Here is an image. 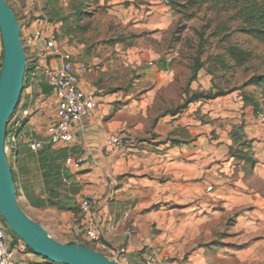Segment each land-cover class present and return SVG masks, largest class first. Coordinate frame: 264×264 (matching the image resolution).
I'll use <instances>...</instances> for the list:
<instances>
[{
  "label": "rangeland",
  "instance_id": "rangeland-1",
  "mask_svg": "<svg viewBox=\"0 0 264 264\" xmlns=\"http://www.w3.org/2000/svg\"><path fill=\"white\" fill-rule=\"evenodd\" d=\"M6 1L14 10L20 27L26 22L33 24L41 20L53 33L61 51L65 49L79 58L87 54L86 62L93 69L90 75L94 81L98 80L97 88L103 98L99 104L111 107L108 121L120 115L130 125L140 120L145 127L143 130L147 129L152 117L138 119L132 114H121L120 111L155 88L144 81L142 69L148 66L147 61L139 62L138 59V52L145 47L139 45L142 37L147 43L149 40L148 32L151 27L148 24V12L143 15L121 12L102 4V0ZM161 4L165 3L161 1ZM167 11L168 15L161 26L165 31L161 41L166 47L165 55L172 59L171 68L176 81L158 90L155 107H159L161 111L175 109L196 92L227 93L217 102L194 103L193 113L188 118L195 120L198 127H214L209 133L210 141L218 142L219 145L229 143L228 149L225 146L226 151L220 155L223 159L218 160L221 165H230V172L221 174L226 180L225 186H228L224 193H228L227 190L238 193L239 188L241 191L245 189L247 193H264V181L258 178L256 172L260 167V160L256 157L257 150L264 144V87L257 88L252 81L264 75V41L235 31V24L224 13L203 8L196 10L192 19H187L171 12L169 7ZM117 41H123V44H116ZM84 51L87 52L83 53ZM197 61L203 63V68L197 80L190 83ZM30 64L31 57H28L27 65ZM244 95L258 99L259 109L253 108ZM25 97L24 90L20 105L8 124L10 135H17L18 147L11 151L9 143L8 148L6 144L9 164L12 165L16 180L19 205L53 239L64 244L77 243L96 249L93 242L91 244L81 237L79 229L68 227L70 222L79 224L84 217L78 194L84 193L83 189L87 184L78 179V172H73L78 167L67 164L68 156L76 154V150L71 145L55 147L49 143L48 136H36L30 130L29 120L37 113L48 116L49 124L53 122L55 112L50 109L49 103L41 112L36 109L34 101L30 103L25 122H21V113L26 105ZM200 102L202 105L197 108V103ZM224 112H228V118H222L227 115ZM211 113L215 116L210 115ZM116 135L123 136L122 133H116L110 139ZM126 136L132 138L123 136V145L128 141L140 144L150 138L141 134L134 136L130 132ZM31 137L43 141L45 148L37 153L32 152L29 148ZM251 159L255 160L254 165ZM119 185L120 183L117 188ZM210 185L216 187L213 182ZM28 205L31 209H28ZM223 207L220 204L216 208L222 214L209 225L203 226L197 238L192 235L191 230H182L181 233L169 230L168 233L178 235L163 260L166 259L169 264H193L192 258L198 249L208 248L213 253L209 259L210 264H226L215 255L216 249L238 250L243 240L247 241L248 247L256 236H264V231L256 234L255 231L241 230L238 226L239 215L226 213ZM0 225L4 227L7 237L13 236L17 240L10 241L12 249L18 241L28 249L1 215ZM226 243L229 244L225 246ZM228 263L243 264L235 258L227 260Z\"/></svg>",
  "mask_w": 264,
  "mask_h": 264
},
{
  "label": "crops",
  "instance_id": "crops-1",
  "mask_svg": "<svg viewBox=\"0 0 264 264\" xmlns=\"http://www.w3.org/2000/svg\"><path fill=\"white\" fill-rule=\"evenodd\" d=\"M102 4L136 15L148 12V24L151 27L149 40L147 43L142 37L139 45L145 47L138 52V59L139 62L147 61L148 66L142 69L144 81L155 88L140 100L125 106L120 113L132 114L138 119H153H149L151 123L146 130H143L145 127L140 120L130 125L120 115L108 121L111 107L99 104L103 98L97 88L98 80L94 81L90 75L93 69L86 62L87 54L80 58L74 57L73 69L80 88L94 97L97 108L92 118L84 121L83 128L70 144L76 150L73 155L82 157L84 161L77 170H73L80 174L78 179L87 184L84 193L78 194L80 203L89 199L92 208L90 214L83 213L79 224L70 222L69 229L93 227L99 241L93 242L96 249L87 247L115 264H139L150 255H157L163 260L178 235L168 233L169 230L180 233L182 230H191L195 238L199 237V230L222 214L216 210L220 204L224 206V212L239 215L238 226L241 230L255 231L256 234L258 231L263 232L264 193H247L240 188L238 193L233 190L224 193L228 186H225L226 180L221 174H228L230 165H221L218 160L223 159L220 155L226 151L225 146L228 149L229 143L219 145L218 142L210 141L209 133L214 127H198L195 120L188 118L193 113L194 103L177 115L166 114L167 109L161 111L155 107L158 90L176 81L171 68L172 59L165 55L166 47L161 41L165 33L161 26L168 15V7L161 4L160 0H102ZM43 30H47V34L35 39L34 35ZM47 36L53 37V33L41 20L39 23L26 22L21 25V39L27 57H31L25 82L26 105L21 113V122H25L24 118L33 101L40 112L48 103L54 112L56 109L57 100L47 84L46 71L60 65L61 60L48 49L44 38ZM116 44H123V41H117ZM62 51L69 53L65 49ZM82 63L86 65L84 70L80 69ZM197 104V108L202 105L201 102ZM224 114L227 115L222 118H228V112ZM210 115L215 116L214 113ZM29 126L36 136H47L49 118L37 113L30 118ZM127 131L134 136L141 134L150 138L140 144L128 141L119 148L108 145L110 137L116 133L131 139L132 136H126ZM256 157L260 160L257 176L264 181V144L258 148ZM212 182L216 187L210 185ZM210 186L213 190L208 192ZM28 209H31L30 205ZM13 239L17 241L13 236L7 237L9 245ZM83 239L92 244L89 239ZM18 242L13 249L17 264L47 262ZM246 244L247 241L243 240L238 250L216 249L215 255L226 264L230 258L243 264H264V236H256L248 247ZM210 251L208 248L198 249L192 263L210 264L209 259L213 255Z\"/></svg>",
  "mask_w": 264,
  "mask_h": 264
},
{
  "label": "water",
  "instance_id": "water-1",
  "mask_svg": "<svg viewBox=\"0 0 264 264\" xmlns=\"http://www.w3.org/2000/svg\"><path fill=\"white\" fill-rule=\"evenodd\" d=\"M0 33L3 61L0 70V215L17 236L36 254L54 264H115L82 244L53 239L21 209L8 155L7 128L24 90L28 57L21 27L11 6L0 0Z\"/></svg>",
  "mask_w": 264,
  "mask_h": 264
},
{
  "label": "built area",
  "instance_id": "built-area-1",
  "mask_svg": "<svg viewBox=\"0 0 264 264\" xmlns=\"http://www.w3.org/2000/svg\"><path fill=\"white\" fill-rule=\"evenodd\" d=\"M38 23L40 20L37 21ZM47 34V30L38 31L34 37L40 39ZM46 45L52 53L61 60V64L53 69L46 71L47 84L51 87L53 95L56 97L57 104L55 109L54 120L49 124L47 136L49 143L55 147H66L72 144L78 131L83 128L85 120L92 118L97 105L94 97L86 94L79 85V79L74 73L75 58L69 53H64L59 49L53 37H44ZM3 61V43L0 33V65ZM80 69H86L85 64H80ZM123 136L116 135L109 139L110 147H121L123 145ZM17 135L12 134L8 143L11 151L18 147ZM29 148L32 152L37 153L45 148V143L35 137H31ZM82 157L69 155L67 164L70 166L80 167L83 164ZM213 187L207 188L211 192ZM92 204L89 199H84L81 202V210L84 214L91 213ZM82 238L89 239L92 242H98L99 237L93 227L80 230ZM0 264H17L16 253L10 247L7 241V234L2 225H0ZM45 264H54L47 261ZM139 264H167L157 255H150L142 259Z\"/></svg>",
  "mask_w": 264,
  "mask_h": 264
},
{
  "label": "trees",
  "instance_id": "trees-1",
  "mask_svg": "<svg viewBox=\"0 0 264 264\" xmlns=\"http://www.w3.org/2000/svg\"><path fill=\"white\" fill-rule=\"evenodd\" d=\"M160 1H163L167 5V7L170 8L171 12L177 13L178 15L183 16L187 19H192L195 16L196 10H201L203 8L213 10L217 13H224L228 16L229 20L235 24L234 27L235 31L249 35L250 37H253L260 41H264V0H160ZM1 67L2 65H0V70ZM202 68H203V63L197 61L196 64L194 65L192 76L190 77V81H189L190 83L197 80L198 74L202 70ZM28 71H29V65H27L26 77ZM26 77L24 81V90H25ZM252 81L255 87L257 88L264 87V75H262L261 77H256ZM226 95L227 93H222V92H218V93L196 92L190 98H187L183 104L177 106L175 109H167L165 112L166 114L177 115L186 108H188V106L192 103L198 101L201 102L212 101L224 97ZM244 98L251 103V106L253 108H255L256 110L259 109L260 102L258 101V99H255L250 95H244ZM20 102L21 99L19 101V105ZM17 109L15 110L14 114L16 113ZM9 137H10V132L8 131L7 128L6 142L8 141ZM251 163L254 165L256 162L254 159H251ZM10 167H11L14 183L16 184V180L14 178V174L12 171V165H10ZM28 250L32 251L29 247Z\"/></svg>",
  "mask_w": 264,
  "mask_h": 264
}]
</instances>
